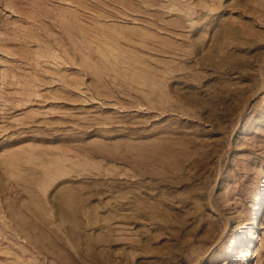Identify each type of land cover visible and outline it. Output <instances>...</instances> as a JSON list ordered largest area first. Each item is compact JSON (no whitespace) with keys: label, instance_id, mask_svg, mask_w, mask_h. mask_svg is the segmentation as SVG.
I'll return each instance as SVG.
<instances>
[{"label":"rangeland","instance_id":"1","mask_svg":"<svg viewBox=\"0 0 264 264\" xmlns=\"http://www.w3.org/2000/svg\"><path fill=\"white\" fill-rule=\"evenodd\" d=\"M0 264H264V0H0Z\"/></svg>","mask_w":264,"mask_h":264},{"label":"bare ground","instance_id":"2","mask_svg":"<svg viewBox=\"0 0 264 264\" xmlns=\"http://www.w3.org/2000/svg\"><path fill=\"white\" fill-rule=\"evenodd\" d=\"M255 223H256V218H254V222H253V225H255Z\"/></svg>","mask_w":264,"mask_h":264}]
</instances>
